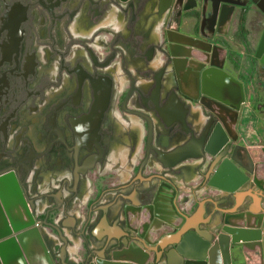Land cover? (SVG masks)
I'll use <instances>...</instances> for the list:
<instances>
[{
    "label": "flooded vegetation",
    "instance_id": "af4514ba",
    "mask_svg": "<svg viewBox=\"0 0 264 264\" xmlns=\"http://www.w3.org/2000/svg\"><path fill=\"white\" fill-rule=\"evenodd\" d=\"M184 2L0 0V176L13 177L55 263L61 264L60 256L64 264H89L98 253L147 250L136 237L139 234L151 246L152 221H133L137 211L130 210L127 217V210L146 209L158 199L162 201L158 205L166 206L167 201L174 211H183L187 169L197 182L186 188L193 200L186 213L204 218L213 197L210 190L206 192L204 174L213 156L203 152L201 158L162 167L156 149L168 163L167 154L189 143L192 136L184 138L178 123L168 130L162 123L164 131L151 134L149 140L144 115L154 117L156 109H162L176 119L187 109L195 138L210 125L207 140L220 125L214 112L225 114L224 101L230 98L224 76L250 80L264 64V56L260 41L255 42L249 58L245 57L248 68L235 69L225 37L228 31L219 33L223 37L208 50H197L201 57L207 56L206 67L212 63L211 72L219 79L209 86L221 99H210L214 112L181 94L169 47L178 41L171 35L200 40L199 15L208 5L214 9L210 1L203 8L195 0L187 2L191 8L185 11ZM174 21L172 30L169 25ZM173 50L177 54L181 49ZM158 78L159 96L155 94ZM243 92L232 124L236 138L225 144L228 155L235 147L248 150L253 167L259 158L252 151L261 155L264 147L259 145L264 143V99L246 101L245 88ZM248 118L251 123L244 130ZM138 151L142 155L136 158ZM186 152H198L197 146L189 145ZM200 190L208 195L199 197ZM142 213L145 216V210ZM164 229L158 228L155 240L165 235Z\"/></svg>",
    "mask_w": 264,
    "mask_h": 264
},
{
    "label": "water",
    "instance_id": "95a60500",
    "mask_svg": "<svg viewBox=\"0 0 264 264\" xmlns=\"http://www.w3.org/2000/svg\"><path fill=\"white\" fill-rule=\"evenodd\" d=\"M188 1L195 2V0H185L183 8L185 11L191 8L186 6ZM209 1L214 8L211 11L212 28L214 29L216 21V32L226 34L235 6H239L240 3L237 0ZM243 5H246V2ZM174 23L169 25L172 30L176 27V22ZM171 39L178 41L175 44H169V47L171 66L177 79L179 92L194 101L198 100L201 106L214 112L210 99H221L209 90L210 84L219 80L211 72L212 63L210 67H206L208 59L205 57L207 56L201 57L198 54L200 52H196L197 49L185 43L183 39H187L186 37L171 35ZM173 47L180 48V52L176 54ZM208 48H202L201 51ZM224 77L229 83L226 89L230 98L224 101L227 105L225 110L223 107L225 114L214 112L219 118L220 125H216L207 140L210 125H207L199 138H195L196 129H193L191 120L186 116L187 109H184L183 114L176 119L168 118L171 115L162 109H156L157 116L144 115L149 122V140L151 134L164 131L162 123L166 130L172 129L178 123L183 129L184 138L188 135L192 136L189 143L178 146L167 154L171 157L168 163L160 154L161 150L156 149L159 154L158 159L163 163L162 167L171 168L187 158H201L203 152L213 156L204 174L207 181L206 188L211 191L210 195H213L210 198V204L206 207L204 218L200 220L199 213L188 215L184 209L174 211L170 202L167 201H163L167 204L166 206L158 205L162 202L158 199L157 204L153 201L152 206H147L143 210L130 208L127 210V217L130 215V210H136L138 214L133 221L151 219L152 245L148 246L147 241L141 239L138 234L136 239L147 249L144 252L139 249H123L108 254L98 253L89 264L108 263L120 259L125 262L124 264H264V187L261 185V182L264 183L262 177L264 172H261V166L264 165V147L261 149V155L252 151L255 157L259 158L258 164L253 167L248 162V157L250 158L248 150L241 152L242 150L235 147L231 155H228L229 145L225 143L228 138L232 140L236 138L232 124L236 120V112L243 100V88L241 82L233 77L229 75ZM155 86V94L159 96L162 89L159 78ZM199 94H201L200 97ZM167 111L170 112L169 109ZM187 124L191 126L190 130L186 129ZM175 141L173 138L174 145ZM192 144L197 146L198 152L189 154L186 150ZM259 145L263 146L264 143L261 142ZM163 188L170 189L167 186ZM161 192L169 194L163 190ZM17 196L20 199H17ZM0 202L2 203V206L0 204V264H10L11 256L17 258V264H25L20 249L25 250L32 241L34 247L38 249L40 264H59L60 262L53 261L45 247L42 232L34 226V221L21 200L11 174L0 176ZM158 209H162V212ZM144 210L145 216L142 213ZM160 227L165 228V235L155 240ZM130 231L136 230L130 229ZM241 255L245 257L244 262L239 261ZM59 258L61 264H64L63 258L61 256Z\"/></svg>",
    "mask_w": 264,
    "mask_h": 264
},
{
    "label": "rangeland",
    "instance_id": "374dc122",
    "mask_svg": "<svg viewBox=\"0 0 264 264\" xmlns=\"http://www.w3.org/2000/svg\"><path fill=\"white\" fill-rule=\"evenodd\" d=\"M201 5L204 8L206 5V1L209 0H200ZM213 14L210 10V5H208L207 11H201V14L199 15L200 21H199V28H200V40L197 42L195 40L190 39H183L185 43L189 44V46L199 49L200 51L202 48H207L212 46V43L215 42L216 39L222 38L223 36L217 34L212 29V22H213ZM257 15L254 14V16L249 17L248 8H241L239 11L235 13L234 21L231 24V27L229 28L228 34L225 35V37L230 41V52L233 56V59L236 61L235 69L237 70H246L248 67H245V57L249 58V54L252 52V47L254 43L257 41V36L259 31L261 30V24L256 21ZM198 53V51H196ZM199 54V53H198ZM252 58V57H251ZM253 59V58H252ZM244 78V77H243ZM137 120V119H136ZM245 121V120H244ZM139 120H137L136 125L138 126ZM247 124H250L246 120ZM244 129V128H242ZM245 129H247V125H245ZM244 129V130H245ZM250 129V127H249ZM137 134H141V131L139 127L136 129ZM138 154L136 155V158H138V155L141 156L142 154L138 151ZM188 174L185 175L184 178H187L183 180L184 185L186 188L190 187L189 182L196 183L197 180L194 177H189ZM264 179V174L262 175ZM183 191V207L186 212H189L192 208V193L187 191V189ZM199 190V189H198ZM208 192V190H206ZM201 193V195H199ZM212 194V193H210ZM197 195L199 197H202L203 195H208V193H204L203 190H200ZM195 196V194H194ZM195 200L197 199L194 197ZM171 211V210H169Z\"/></svg>",
    "mask_w": 264,
    "mask_h": 264
},
{
    "label": "crops",
    "instance_id": "0c3cea01",
    "mask_svg": "<svg viewBox=\"0 0 264 264\" xmlns=\"http://www.w3.org/2000/svg\"><path fill=\"white\" fill-rule=\"evenodd\" d=\"M237 1L240 3V5L238 6L239 8L234 11L228 28L231 27V24L234 21L235 13L237 11H239V9H241V8H248L249 17H252V16H254V14H256L257 15L256 21H257V23L259 22L261 24V30L258 33L256 43H258V41H260L259 42V52H261L262 56H264V0H237ZM245 2H248V4L243 5V4H245ZM249 5L251 7H248ZM187 21H189V20H187ZM228 28H227V31H229ZM217 34H219V33H217ZM199 35H200V28H199ZM199 35L197 37H199ZM199 39H200V37H199ZM257 70H258L257 74L252 76L250 78V80H243V79L237 78L238 81L241 82L242 88H245L246 101L251 102L252 100L255 99L256 101L259 102V101L264 99V64L260 65ZM243 94H244V92H243ZM247 121L251 123V120L249 118L247 119ZM261 121H262L263 127H264V118L261 119ZM244 123H245V125H248L246 123V120L244 121ZM121 125L125 129L130 128L129 125H127L126 123H123V124L121 123ZM244 129H245V127H244ZM247 133H249V130L247 131ZM254 157H255V153H254ZM192 172L193 171L191 169H187L185 171V175L188 174L189 175L188 177H190L192 175ZM20 250H21L22 259H23V261H25V264H31V263L32 264H40L41 263V260L40 261L38 260V249L34 247L33 241L30 242L29 245H27L25 250H22V249H20ZM42 257L44 258V253H42ZM16 259L17 258L15 256H11L9 259V263L10 264H17ZM30 261H31V263H30ZM239 261L244 262L245 257L241 255V258ZM124 263L125 262L120 259V260H113L112 262H108V263L102 262L101 264H124Z\"/></svg>",
    "mask_w": 264,
    "mask_h": 264
},
{
    "label": "bare ground",
    "instance_id": "6f19581e",
    "mask_svg": "<svg viewBox=\"0 0 264 264\" xmlns=\"http://www.w3.org/2000/svg\"><path fill=\"white\" fill-rule=\"evenodd\" d=\"M219 58V57H218ZM261 172H264V165L261 166ZM260 183V181H258ZM261 185L264 187V183L261 182ZM152 234V233H151Z\"/></svg>",
    "mask_w": 264,
    "mask_h": 264
}]
</instances>
